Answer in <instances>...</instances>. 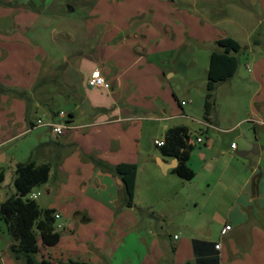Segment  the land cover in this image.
<instances>
[{
    "label": "crops",
    "instance_id": "obj_1",
    "mask_svg": "<svg viewBox=\"0 0 264 264\" xmlns=\"http://www.w3.org/2000/svg\"><path fill=\"white\" fill-rule=\"evenodd\" d=\"M49 1L0 0V36L8 34L4 35L5 41L0 43V83L7 88L6 91H0V168L9 163L14 171L17 163L28 160H34L37 165L50 164L51 169L54 166V173H50L49 184L46 186L47 194L52 199L37 202L42 207L54 209L55 213L60 214L59 219L62 213L69 211L74 221L66 219L67 224L72 223L68 229L70 237L64 242L61 237L54 248L68 252L71 260L77 261L73 256H86V262L95 264L99 261L97 250L102 251L107 231L115 222L131 223V228L137 226L142 220L138 207L150 206L156 195L169 199L171 206L178 207L174 200L186 185L185 180L173 172L177 166L175 161L178 160L163 155L155 143L158 139H164L170 127L185 125L179 124L178 119L190 116L176 113L170 107L169 99L174 96L178 101V95L175 91L171 93L164 81L167 74H176L169 65L168 54L173 52L170 47L178 48L186 42L196 44L197 41L200 45L201 41L215 43L224 37L218 32L212 33L211 37H203L202 32L205 30L204 24L217 29L218 19L213 18L223 15L226 1L184 0L182 4L190 8L183 9L175 0H124L123 6L128 8L122 11L116 9L111 15L112 19H108L105 10L92 12L88 27L94 32L95 46L90 51L89 46L86 47L81 54L83 57L77 60V77L82 83L84 73L78 70V64L83 67L84 56L89 57L92 52L94 59L86 71V83L92 71L100 68L112 87L109 90L90 87L88 93L81 87V95L73 93L75 105L73 110L66 111L68 117L72 113L76 118L78 112H81V103L86 99L93 107V115L81 112L84 116L79 119L78 127L66 130L62 135L54 134L46 125L59 119L49 107L55 88L51 77L53 71H57L58 62L39 40L22 34L17 36V31L32 29L42 16L43 4ZM256 1L263 12L257 23H264V0ZM236 4L248 6L241 1ZM209 7L211 9L203 12V8ZM71 11L74 12L75 7ZM132 11H136L144 20L130 31L132 23L127 24L123 15ZM211 12L214 14L210 16ZM103 16L112 23L104 22ZM147 19L151 21L150 24ZM200 28L203 30L200 31ZM62 32L70 37L66 33L67 28H63ZM66 60L69 62V57L66 56ZM247 67L250 65L247 64ZM66 79L70 87H75V81L71 82V74L60 71L58 82ZM40 81L42 83L37 85ZM60 92L67 94L65 90ZM178 103L181 109L187 105L182 104V100ZM40 111L51 118L43 124V127H48L49 137L38 134L35 143L33 140V144L24 149L18 140L39 128L38 124L32 125L41 119L38 117ZM206 123L209 128H218L212 121ZM20 147L23 151L17 153L21 151ZM233 149L238 152V145ZM258 150V160L251 177L228 204L219 239L214 240L209 232L206 237L181 238L175 235L170 262L264 264V232L254 225L251 240L242 241L244 224L259 223L264 216V138L259 140ZM195 155L192 152V168ZM29 156L31 159H28ZM201 156L205 157L206 154L201 153ZM120 163L138 165L134 205L131 207L124 204L125 191L121 176L106 166ZM189 191L188 197L193 198L191 189ZM13 193L10 189L4 198L7 199ZM64 194H67L66 199L71 197L74 201L69 207L68 199L66 204L61 201ZM193 202L195 207H199L196 199ZM179 212L172 211L173 214ZM167 213H163L165 218ZM226 225L232 227L222 234ZM217 243L221 245L218 249L215 248ZM10 245L11 240L7 249L0 251V260L2 264H19L20 260L13 256Z\"/></svg>",
    "mask_w": 264,
    "mask_h": 264
},
{
    "label": "rangeland",
    "instance_id": "obj_2",
    "mask_svg": "<svg viewBox=\"0 0 264 264\" xmlns=\"http://www.w3.org/2000/svg\"><path fill=\"white\" fill-rule=\"evenodd\" d=\"M182 1L184 0H175L178 6L183 9L190 8L182 4ZM221 1L218 0L219 3ZM225 1L223 15L213 16V20L218 19L217 29L210 28L206 24H204L205 30L200 28V31L203 30V37H211L212 33L218 32L220 36L234 37L243 47L238 55L239 67L235 75L229 80L219 83L214 92L215 104L212 111V123L218 128L207 126L204 108L207 73L211 51L215 43H205V40L201 41L200 45L197 41L196 44L186 42L178 48L170 47L173 52L168 54L169 65L174 68L176 74H167L164 81L171 93L176 92L178 101H187V105L181 109L174 96L169 99L170 107L176 113L190 115L189 118L183 117L177 121L179 124L184 123L190 130L191 143L194 145L193 152L196 154L193 164L196 176L192 180H185V187L177 193L174 203L177 202L178 207L171 206L169 199L156 195L150 206L140 205L138 207V214L142 220L137 226L133 225L131 228V223L118 224L115 222L107 231V239L103 242L102 251L97 250L99 261L95 264H175L170 262L173 256L175 235L181 238L206 237L209 232L214 236V240L219 239L221 227L226 220L228 204L236 198L238 189L251 177V172L258 160L257 154L252 151L258 149L259 140L264 138V41L261 45L252 43V38L255 33L257 34V30L262 32L258 37L264 39V23H262L263 25L257 23L263 12L256 0ZM238 1L250 7L237 5ZM233 2L236 3L233 4ZM123 4L124 0H50L43 6L41 5L43 7L41 9L43 10L42 16L30 31L26 29L17 31V36L22 34L39 40L58 62L57 71L54 70L51 77L55 88L51 101H49L51 112L57 114L56 116L61 109L67 112L73 110L75 105L73 93L81 95L82 88L87 93L91 91L88 81L86 83V71L94 59L92 52L89 57L84 56L83 67L78 64L80 65L78 70L84 73L82 83L76 72L77 60L83 57L81 54L86 50V47L89 46L90 51L95 46L94 32L88 27L90 14L101 9L105 10L104 13L107 14L108 19H112L111 15L116 9L122 11L128 8ZM69 6L75 7V11L69 10ZM166 8L168 9V7ZM207 9L209 10L211 7L203 8V12H207ZM211 13L210 16L214 14V12ZM123 16L127 24L132 23L130 31L144 20L136 11ZM103 18L104 22L112 23L106 21V16ZM150 23L151 21L148 22V24ZM61 28H67L66 33L70 37L65 36ZM4 35L8 34H1L0 43L5 41ZM48 36L50 37L47 40ZM251 45L254 49L251 48ZM66 56L69 57V62H67ZM247 64L250 65V69ZM62 70L65 74H71L73 80L71 82L75 81V87H70L67 79L58 82L57 76L60 77ZM60 89L67 91V94L61 93ZM44 113L40 111L38 117H41L43 122H47L50 117ZM83 116L81 112H78L76 118L74 116L72 121H66L65 124L78 127L79 119ZM259 120L260 122H257ZM43 126L40 125L38 129H33L30 134L21 137L18 140L19 143L21 142V147L23 146L24 149L29 147L33 144V140L35 143L38 134L49 137L48 127ZM197 135L202 138L203 142H197ZM232 143L238 145L239 151H247L248 155L246 157L239 156L232 148ZM21 147V151L19 150L17 153L23 151ZM154 149L159 151L157 147ZM33 150L34 146L31 148L32 152ZM31 151L29 152L30 156ZM201 153H205L206 156L202 157ZM30 156L28 159H31ZM37 163L40 164L39 161ZM2 167L0 168L2 174L0 204L10 189L16 193L15 169L12 170L14 167L9 163L3 164ZM51 173H54V166ZM47 184H49L48 181L33 188L32 193H37L34 198L36 201L41 203L52 199L47 194ZM190 189L193 198L188 197ZM66 196L67 194H64L61 201L66 204L68 199L69 207V204L71 206L74 201L71 197L66 199ZM194 198L199 202V207H195ZM173 210L180 212L173 214ZM165 212H168L167 218L163 214ZM66 219L74 222L70 212L66 211V214L62 213V218L57 221L58 224H63L62 227L56 226L63 237V242L70 237L68 229L72 224L70 222L67 224ZM254 225L264 232V216L259 223L244 224L242 241L251 240L250 234ZM10 240L11 236L6 225L0 219L1 252L7 249ZM67 253L63 249L41 245V250L36 257L41 260L45 256L53 264L69 263L71 257ZM73 257L77 261H86V256ZM157 260L158 262H156ZM0 264H2L1 260ZM19 264H26V262L20 259Z\"/></svg>",
    "mask_w": 264,
    "mask_h": 264
},
{
    "label": "trees",
    "instance_id": "obj_3",
    "mask_svg": "<svg viewBox=\"0 0 264 264\" xmlns=\"http://www.w3.org/2000/svg\"><path fill=\"white\" fill-rule=\"evenodd\" d=\"M261 33L260 30H257V34L255 33L253 36L252 43L254 45H261L264 41L263 38L258 37ZM242 50L241 43L230 36L220 37L212 48L204 101L207 122L212 121L215 89L219 83L227 81L235 75L239 67L238 55ZM41 83L40 81L37 85ZM6 89L0 83V91H6ZM73 116L70 113L68 121H72ZM190 138V130L187 126L175 125L166 131L164 145L158 146L163 155L178 160L173 172L186 181L192 180L196 176L195 170L190 165L194 149ZM106 166L121 176L125 191L124 204L129 207L133 206L138 165L136 163H120L116 166ZM50 173V164L37 165L34 160L17 163L14 177L16 193L0 204V219L4 221L11 236L10 250L16 259H23L26 264H53L45 256L41 260H38L36 256L41 250V245L54 247L61 240V233L56 228L55 210L43 208L35 199L30 198L33 188L46 183L50 178ZM59 264L90 263L70 260L69 263L60 262Z\"/></svg>",
    "mask_w": 264,
    "mask_h": 264
},
{
    "label": "built area",
    "instance_id": "obj_4",
    "mask_svg": "<svg viewBox=\"0 0 264 264\" xmlns=\"http://www.w3.org/2000/svg\"><path fill=\"white\" fill-rule=\"evenodd\" d=\"M88 84L90 87H103L106 89H111V83L106 79V77L104 76V74L102 73V70L100 68H96L92 71L89 79H88ZM182 104H187L186 101H182ZM59 116V120H54L52 122L47 123L46 125L49 126V128L51 129V131L56 134V135H62L66 130L72 129L74 128V126H68L67 124H65L66 121H68V113L64 110H61L58 114ZM35 124L38 125H43L45 124L42 119H37L36 122L32 125L35 126ZM197 141L201 142L202 138L200 136L197 137ZM157 146H162L165 143L164 139H158L155 141ZM236 145L235 143H232V147L234 148ZM30 198H36V194L32 193L30 195ZM55 218H56V226L57 227H62V223H57V221L59 220V218L61 217L59 213H55L54 214ZM231 225H226L223 230H222V234H225L228 230L231 229ZM220 243L215 244V248H220Z\"/></svg>",
    "mask_w": 264,
    "mask_h": 264
},
{
    "label": "water",
    "instance_id": "obj_5",
    "mask_svg": "<svg viewBox=\"0 0 264 264\" xmlns=\"http://www.w3.org/2000/svg\"><path fill=\"white\" fill-rule=\"evenodd\" d=\"M70 10H73V8L70 7ZM81 112L84 114V115H88V116H92L93 115V107L91 106L89 100H84L81 105ZM258 147V146H257ZM258 149L255 151H252L254 154H257L258 153ZM239 156L241 157H246L248 155V152L247 151H238L236 152ZM177 162L178 161H175V166L177 165Z\"/></svg>",
    "mask_w": 264,
    "mask_h": 264
}]
</instances>
